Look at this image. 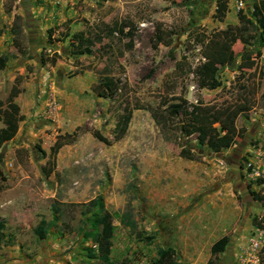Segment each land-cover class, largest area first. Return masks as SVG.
Returning <instances> with one entry per match:
<instances>
[{
    "label": "rangeland",
    "instance_id": "obj_1",
    "mask_svg": "<svg viewBox=\"0 0 264 264\" xmlns=\"http://www.w3.org/2000/svg\"><path fill=\"white\" fill-rule=\"evenodd\" d=\"M239 2L247 18L250 0H0V100L15 85L20 115L0 146V264H105L96 238L107 229L110 264H152L166 247L170 264H205L226 233L217 264H264V206L250 193L264 198V186L252 181L264 177L259 28L253 41L231 44L234 62L219 69L216 88L198 87L187 70L201 60L193 36L237 24ZM220 3L223 17L215 13ZM15 14L21 41L12 40ZM122 25L131 37L117 31ZM71 34L78 46L69 44ZM245 48L261 55L238 70ZM241 83L247 89L234 95ZM242 94L250 106L236 117L241 131L230 147L203 149L194 134H177L170 144L161 137L162 99L220 106ZM129 108L116 138L114 124ZM179 146L200 158L178 156ZM96 196L101 210L86 211L82 203ZM96 216L103 218L99 234L84 237L81 228ZM41 219L49 223L44 238L37 237Z\"/></svg>",
    "mask_w": 264,
    "mask_h": 264
},
{
    "label": "trees",
    "instance_id": "obj_2",
    "mask_svg": "<svg viewBox=\"0 0 264 264\" xmlns=\"http://www.w3.org/2000/svg\"><path fill=\"white\" fill-rule=\"evenodd\" d=\"M219 0H217L218 2ZM250 16L247 18L242 17L240 8L237 9V17L239 22L237 24H227L224 28L212 31L209 35L202 34V32L196 33L192 40L199 44V55L203 59L199 60L194 68L190 69L187 66L188 71H192L197 86L200 88L214 89L220 85V80L217 78L218 71L221 67L230 66L234 62V53L231 49V44L236 40L241 42L253 41L257 34V28H259V39L264 40V0H250ZM226 11L225 3H220L215 9L217 17H223V12ZM20 16L15 14L11 21L12 40L21 41L23 37V30L19 22ZM123 32V25L117 28V31L124 37H131L133 29L130 26ZM47 35L51 33V29L46 30ZM154 39L159 40L157 33L153 32ZM68 36L64 33L59 40L63 41ZM76 37V34H71L69 38L70 45L78 46V42L72 39ZM261 52L256 50L252 53L249 48L243 49L239 54V60L237 63V69L251 68L256 60L260 58ZM4 56L0 55V66L4 62ZM255 59V60H254ZM182 61V59L180 60ZM264 62V57L261 59ZM180 62H175V67H179ZM181 67V66H180ZM152 70H149L148 76ZM100 85L104 89H109L110 84L107 82V77L103 76L100 80ZM239 89H236L234 95L238 91L244 92L247 89V85L241 83ZM19 90L15 85L10 87V90L3 101L0 100V121L2 126L0 127V146L3 142L12 138L17 130V123L20 119L19 107L14 102L13 98L17 95ZM264 98V91L262 92ZM241 98H235L233 102H226V104L220 106H212L203 104L199 99L195 102H188L184 97L178 96L173 101L172 99H162L164 105L163 112L164 118L158 119L161 137L165 143L177 142L178 135H195L196 143L203 149L210 151H217L219 149L230 147L235 139L240 136V128L236 127L235 120L240 114L246 112L250 102L245 98V94L240 96ZM3 105V107H2ZM189 107V108H188ZM133 109L143 108L142 105H134ZM132 108L122 112L116 120L113 130L116 138H120L127 126V123L131 116ZM180 115V119H178ZM173 124H168L169 121ZM174 120V121H173ZM173 127V128H172ZM174 129L176 131H174ZM175 139V140H174ZM177 155L188 159L198 160L200 155L194 153L186 146H179ZM257 184L261 183L264 186V177H256L254 180ZM252 198L261 201L264 206V198L259 197L257 193L250 191ZM87 207L86 211L97 206L101 210L102 202L100 196L93 197L86 202L82 203ZM103 222L102 216L92 218L90 224L86 227H82V233L84 237H93L99 234L100 226ZM251 223L254 227L262 228V222L258 218L252 216ZM48 222L43 219L40 220L37 237L44 238ZM3 221L0 220V244L3 242V234L1 229L3 228ZM108 230V229H107ZM107 230L98 235L96 238V250L98 253V261L105 264H110L109 251L110 242L107 237ZM147 239H149L147 237ZM229 240V233H226L217 238L211 244L210 257L206 260L205 264H217L218 254L222 252ZM173 250L170 247L159 248L157 250V258L153 260L152 264H170L172 261Z\"/></svg>",
    "mask_w": 264,
    "mask_h": 264
},
{
    "label": "built area",
    "instance_id": "obj_3",
    "mask_svg": "<svg viewBox=\"0 0 264 264\" xmlns=\"http://www.w3.org/2000/svg\"><path fill=\"white\" fill-rule=\"evenodd\" d=\"M49 1H52V2H55L56 0H49ZM242 5V2H239L238 3V7L237 8H239V6H241ZM263 38H264V33H263ZM262 57H264V53H262ZM201 59H203L202 57H201ZM244 168L247 170V169H249V170H253V167L251 166V162L250 161H247L246 163H245V166H244ZM255 174H257L256 172H255Z\"/></svg>",
    "mask_w": 264,
    "mask_h": 264
},
{
    "label": "flooded vegetation",
    "instance_id": "obj_4",
    "mask_svg": "<svg viewBox=\"0 0 264 264\" xmlns=\"http://www.w3.org/2000/svg\"><path fill=\"white\" fill-rule=\"evenodd\" d=\"M238 164H239V161H238Z\"/></svg>",
    "mask_w": 264,
    "mask_h": 264
},
{
    "label": "clouds",
    "instance_id": "obj_5",
    "mask_svg": "<svg viewBox=\"0 0 264 264\" xmlns=\"http://www.w3.org/2000/svg\"><path fill=\"white\" fill-rule=\"evenodd\" d=\"M262 58H263V57H262ZM262 58H261V59H262Z\"/></svg>",
    "mask_w": 264,
    "mask_h": 264
}]
</instances>
